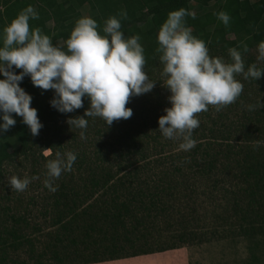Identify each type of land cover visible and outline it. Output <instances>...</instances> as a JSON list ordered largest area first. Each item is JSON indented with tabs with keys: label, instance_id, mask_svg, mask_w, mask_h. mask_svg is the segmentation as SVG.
<instances>
[{
	"label": "trees",
	"instance_id": "16d2710c",
	"mask_svg": "<svg viewBox=\"0 0 264 264\" xmlns=\"http://www.w3.org/2000/svg\"><path fill=\"white\" fill-rule=\"evenodd\" d=\"M28 6H31L38 14V19H30L28 21L30 31L39 28L43 35L50 38L53 46L62 50H66L65 41L78 19L84 17L92 18L97 23L98 34L104 35L103 28L105 21L109 17H116L120 20V30L125 38H130L134 35L140 37L139 43L144 49V72L159 68L163 69V65L159 59L161 53L156 51L159 47L157 42L158 30L170 12L181 8L186 11L190 10L189 15L184 17V24L191 29V34L194 37L204 41L209 56L219 57L225 63H231L232 61L228 50L235 48L241 54L245 72L250 65H254L255 63L251 51L259 49V44L264 42V0H149L146 4L143 3V0H84L81 6L78 5V0H0V46L3 43V29L16 18L18 13ZM193 6L196 11L192 10ZM218 7L221 9L220 12H226L230 17L227 25H224L216 16L215 11ZM82 11L85 14L89 12H94V14L83 16ZM121 11L127 13L126 18L119 15ZM254 35L259 37L260 40L258 42L254 41ZM260 62L264 66V59H261ZM19 72V69L14 70V74H19ZM241 77L245 79L243 73L235 74L237 81ZM2 78L0 77V79ZM19 86L24 91L27 88L30 92V96L32 97L30 107L37 110L38 119L43 125L39 133L42 131L47 135L51 131L52 136L57 137L55 138L56 144L63 141V131L60 128V124L65 123L68 118H74L76 116L83 117L84 111L89 108V101L84 97L82 98L83 107L81 109L74 110L68 114H60L50 107L49 102L53 98V90L45 91L34 87L27 76L23 78ZM233 103H235L234 107L238 106L236 101ZM166 104L167 102H164L163 107H170V105ZM229 105L223 106L221 109L226 111ZM160 113L161 116L165 114L163 110ZM202 113L206 114L205 111H202ZM246 113H248L247 120H251V111L249 110ZM255 114L256 118L254 120L260 115L264 116V111L255 110ZM12 115L16 120V124L0 136V173L6 162L26 153L30 149L32 139H37L39 135L33 137L28 127L21 122L22 118L15 116V114ZM210 115L212 114L207 113L208 119H211ZM254 120L249 123L243 122L242 130H238L239 128H235L234 125L233 127L231 125L230 127L232 128H229L230 130L233 129L234 132L236 130L241 133L240 136L246 143L251 144L254 141L257 142L255 144L245 145V158L242 159L244 167L239 172V179H237V181L241 180V182L239 181L237 183L239 184L237 187L240 188L238 197L235 192L228 191V194L230 193L232 195L228 218L236 219V223L231 228L235 231L230 235H223L218 231H214L210 235V233H201L192 229L188 224V219L184 215H180V222L176 226L172 224L167 216L171 207L165 205L163 195H165L166 199L177 200L180 195L177 196L174 194L173 190L178 194H194L192 189L196 190L194 187L197 181H192L195 178L190 182L185 180L182 174L183 169L189 172L193 171L194 177L196 178L198 176L206 178L213 177L218 166V151L216 147L219 144H224V142L229 141L227 139L229 138V132L226 131V135L225 132H221V130L215 127L216 124L213 121L207 120L211 121L209 127H206V123L193 130L192 138L196 141V145L191 150H180L179 143L181 141L173 140L172 143L176 144L174 147L167 144L171 148L170 151H164V146H161L162 154L165 152L169 154L168 156H163L159 152L158 157L156 155L153 157L149 154L150 150H147L148 148L144 149L142 143L129 133L132 130V126H138L134 123L132 116L127 120L114 121L111 126H106L105 121L100 118L97 122L101 124V127H98L95 134L98 138L99 147L97 154H102L105 159H101L103 161L107 160V163L116 162L114 171L110 170L102 174L103 184L101 187L109 186L110 184L109 189L114 187L116 191L119 188H123L124 185H127L130 189H133V186L138 187L134 191L133 196H129L128 201L142 199L143 205L145 204L143 199L149 197L148 204L144 205L142 210L148 212L153 209L156 214L158 213L159 216L166 218L167 227L161 232H165L168 235L164 241H160V238H155V240L149 234L151 230L148 229L147 232H144L146 228L142 225L143 221H139V219L134 220L135 217L133 216H136V211L133 210L134 207L129 202L126 205L112 206L113 212L111 213V217L113 219L107 218L110 212L107 213L105 207L101 209L100 216L102 217H96V215H92L86 209H83L80 217L81 214L90 216V223L74 226L70 222L63 223L58 221L62 233H66L65 238L67 244L76 246V241L79 240L76 237H72L70 233H74L75 231L81 232L80 244L83 249H77L76 254L73 252V255L77 256L76 258H81V261L76 262V258L69 259L70 254L63 255L52 251V255L57 263H97L160 253L227 238L263 234L264 124L261 129L254 128V124H259V121L254 122ZM120 121H127L131 126L121 129L119 127L124 126L125 123L120 125ZM51 127H53V130L49 129ZM110 127H113L112 130L109 129ZM116 128L121 130L115 132L114 130ZM111 133H117V136H110ZM254 135L258 137L254 138ZM103 137H107V140L104 142L102 141ZM108 138H114L113 143L108 142ZM53 140L48 138L46 148H51L52 150V146L54 145ZM81 156L79 158L76 157V160L78 161V166L82 167V165L87 164L86 161L88 159H85V155L83 154ZM117 162L119 164L123 163V165H117ZM167 164L172 167L171 173L165 171L167 167L164 166H167ZM147 172H149V175H147ZM172 173L176 177L174 176L175 178L170 183L169 180L172 178ZM152 175H157L153 182L162 186L160 188L161 194L157 193L155 197L149 191L145 195V188H143V186L147 187L150 184ZM182 180H185V182ZM211 182H213L211 190L207 188L205 193L209 190L212 195L217 193L216 189L220 182L218 178L212 179ZM91 186L96 188L99 184L93 179ZM192 186L193 188H191ZM171 190L172 195L171 193L168 195L167 192H171ZM64 192L61 194H63L66 200L69 194L72 197H77V193L74 190L67 192L68 194ZM219 192L223 191L221 190ZM67 211H70V209L67 208ZM122 214L125 215V219L130 216L127 221H124ZM73 216L78 217L79 215L75 214L71 217ZM103 217L107 219L105 221L106 226H95L98 224L95 221L99 218L102 220ZM130 220H134L131 222H133L132 224H136L132 225V229L127 230L124 224ZM227 222L230 224L229 220L225 224H228ZM118 227L125 230L124 233L122 232V235H120ZM139 227L144 228L143 232H136ZM1 228L3 233L12 237L15 236L13 234L15 231L10 232L6 226H2ZM94 231L99 233L97 238L92 235ZM18 238L15 237L10 243L3 241L0 249L14 247L18 243ZM140 240L143 241L142 245H137ZM58 242L63 243L64 241L58 237ZM124 244H128V246L126 247ZM84 251L90 252L87 259L83 254H80L84 253ZM66 259L67 261L64 262Z\"/></svg>",
	"mask_w": 264,
	"mask_h": 264
},
{
	"label": "rangeland",
	"instance_id": "374dc122",
	"mask_svg": "<svg viewBox=\"0 0 264 264\" xmlns=\"http://www.w3.org/2000/svg\"><path fill=\"white\" fill-rule=\"evenodd\" d=\"M83 2L84 0H78V5H83ZM148 2L149 0H143L144 4ZM192 10L196 11L194 6ZM220 10L218 7L215 14L219 13ZM186 12L189 13L190 10ZM82 13L83 16L94 14V12L85 14L84 11ZM253 37L256 42L260 40L257 35ZM251 53L254 56L256 68L264 70V66L259 58L261 55L259 49H255ZM162 71V68L151 71L147 70L145 73L149 80L156 83L154 88L149 93L136 96V99L135 97H130L126 105V107L132 110L133 121L138 125L132 126V130L129 133L142 143L144 149L148 148L147 150H150L149 154L153 157L154 155L158 157V153L161 152V146H164V151H170L171 148L167 144L172 147L176 145L172 143L173 140L165 139L159 132H155L158 129L157 121L161 117L160 112L165 109L163 107L164 102H167L166 105H170L167 99L170 93L165 88L166 78L162 76ZM239 82L243 85V90L235 100L238 103L237 107H234L235 103H231L226 111L223 109L217 111L216 107L209 105L208 110L205 111L206 114L202 112L195 114V118L199 120L200 127L206 123V127H209L210 122L213 121L216 124L215 127L221 130V132H225L226 134V131H228L229 138L227 139L229 141L216 147L218 151V166L213 177L198 176L196 178L193 171L189 172L183 169L182 174L185 180L190 182L195 178L192 181H197L194 187L196 190L192 189L194 194H178L173 190L174 194L180 195L177 200L166 199L165 195H163L165 205L171 207L167 216L175 226L180 222V215H184L188 219V224L191 228L201 233H210L211 235L214 231H218L220 234L230 235L235 231L231 228L236 223V219L228 218L232 201V195L228 194V191L235 192L237 197L239 195L238 191L240 188L237 187L239 186L237 183L241 182V180L237 181V179H239V172L244 167L242 159L245 158V145L248 143L240 136L241 133L236 130L234 132L233 129L230 130L229 128H232L234 125L235 128H239L238 130H242L243 122L249 123L256 118L255 110L264 111V108H260L258 103L264 104V75L257 81L252 78L243 79L241 77ZM25 92L30 95L27 88H25ZM249 110L251 111V120H247L248 113L246 112ZM207 113L212 114L210 115L211 119H208ZM86 119L88 120V126L83 130L86 137L84 140L80 139V129L69 126L66 122L61 123L60 128L63 131V141L61 143L56 144L55 138L57 137L52 136L51 131L47 135L41 131L37 139H32L30 149L26 153L14 157L13 160L4 164L0 173V231L2 230V226H6L10 232L15 231L13 233L15 236H9L1 231L0 245H2L3 241L10 243L15 237L20 238H18V243L14 247L0 249V264H58L52 255V251L63 255L70 254L69 259H75L77 256L73 255V252L76 254L77 249H83L80 244L81 232L75 231L74 233H70L72 237H76L79 240L76 241V246L67 244L66 233H62L58 221L63 223L70 222L74 226L90 223V216L81 214L80 217L83 209H86L92 215H96V217H102L100 216L101 209L105 207V211L107 213L110 212L107 218L113 219L111 217V213L113 212L112 206L126 205L129 202L134 207L133 210L136 211V216H133L135 217L134 220L139 219V221H143L142 225L146 228L144 232H147L148 229L151 230L149 234L154 239L160 238V241H164L168 235L165 232H161L167 227L166 218L159 216L158 213L156 214L153 209L148 212L142 210L143 206L148 204L149 197L143 199L145 203L143 205L142 199L128 201L129 196H133L134 191L138 187L133 186V189H130L127 185H124L123 188H119L117 191L114 187L109 189L110 184L109 186L101 187L103 184L102 174L110 170L114 171L116 162L107 163V160H102L105 159L102 154H97L99 147L98 138L95 134L98 127H101V124L97 122L100 117H86ZM255 121H259V124H254V128L261 129L264 124V116L260 115ZM119 123L120 125L125 123L124 126L119 127L121 129L131 126L127 121H120ZM231 125L232 127H230ZM112 128L110 127L109 129L112 130ZM119 128H116L114 131L119 132L121 130ZM49 129L53 130V127ZM110 136H117V133H111ZM255 137L258 136L254 135ZM48 138L54 139L51 155H45L43 151L48 149L46 148ZM106 138L103 137L102 141H106ZM113 141L114 138H108V142L113 143ZM255 143L257 142L254 141L251 144ZM69 151L75 153L77 158L82 157V154L85 155V159H88L86 161L87 164L81 167L78 166V161L75 160L72 170L70 172H62L60 177L53 182V187H56L57 190L55 192L49 191L48 188L44 187L43 183L46 178V162L49 159H54L56 152L63 154ZM162 155L168 156L169 154L163 152ZM117 165H123V163L119 164L117 162ZM164 167H167L166 172H172V167L168 164ZM147 175H149V172H147ZM157 175H152L150 184L147 187L143 186L145 188V195L148 191L154 194V197L157 193L161 194L160 188L162 186L153 182ZM12 176L20 178L38 176L39 179L32 180L27 189L17 192L11 189L8 184V180ZM174 176L175 174L172 173V178L169 180L170 183L176 177ZM214 178H218L220 183L216 189L217 193L211 195L209 190L212 188L213 182L211 181ZM93 179L99 184L96 188L91 186ZM185 180L182 181L185 182ZM207 188L209 190L205 193ZM71 190L77 193V197H72L69 194L67 200L64 199L61 193L65 191L64 193L68 194L67 192ZM221 190L223 192H219ZM170 193L172 195V190L171 192H167L168 195ZM67 208L70 211H67ZM75 214L79 216L71 217ZM122 216L124 221H127L130 217L125 219V215L122 214ZM106 220V217H103L102 220L99 218L95 221L98 223L95 226L100 227L101 225L105 227ZM134 220H130L128 223L125 222L124 226L127 230L132 229V225L136 224H132L133 222L131 221ZM227 220H229L230 224L228 222V224H225ZM118 228L120 235H122V232L124 233L125 230L120 227ZM144 228L139 227L138 230L136 229V232H143ZM104 229L106 230V228ZM92 235L97 238L99 233L94 231ZM58 237L64 242H58ZM142 242L140 240L137 245H142ZM150 243L152 244V242ZM124 246L127 247L128 244H124ZM189 247L187 253L190 264H264V233L246 237L227 238L191 245ZM181 253L183 252L172 251V260L182 259L184 253L183 255ZM80 254H83L87 259L90 252L84 251V253ZM80 259V257L76 258V262L81 261ZM66 261L67 259L64 260V262Z\"/></svg>",
	"mask_w": 264,
	"mask_h": 264
},
{
	"label": "clouds",
	"instance_id": "9594fccd",
	"mask_svg": "<svg viewBox=\"0 0 264 264\" xmlns=\"http://www.w3.org/2000/svg\"><path fill=\"white\" fill-rule=\"evenodd\" d=\"M121 17L127 13L121 11ZM189 15L185 9L170 12L158 30L157 52L163 65L162 76L170 95V107L158 118L159 132L165 139L179 140V149L191 150L196 145L193 130L199 127L195 114L207 111L208 106H227L240 96L243 85L235 74L244 78L259 80L264 70L250 65L245 72L240 52L229 49L231 63L219 57H210L204 41L191 34L184 24ZM224 24L230 17L226 12L216 14ZM38 19L31 6L23 9L3 29V43L0 46V136L16 124L12 114L22 118V123L35 137L43 127L37 110L30 107L32 97L19 85L27 76L31 84L41 90H53L50 107L60 114L72 113L83 107L82 98L89 101V108L83 117L68 118L69 126L80 129L84 140L88 126L86 117H100L106 126L114 121L127 120L132 110L126 105L130 97L149 93L155 82L144 72V49L140 37L125 38L121 32L120 20L109 17L103 28L104 35L98 34L97 23L90 17L78 19L65 41L66 50L53 46L52 41L39 28L30 31L28 21ZM260 58L264 59V42L259 44ZM19 69V74L14 70ZM260 108L264 104L260 102ZM251 108V106H249ZM51 155V148L43 150ZM76 160L75 153L56 152L54 159L46 162L44 187L55 192L53 182L62 172H70ZM25 176H12L9 187L17 192L27 189L32 180Z\"/></svg>",
	"mask_w": 264,
	"mask_h": 264
},
{
	"label": "crops",
	"instance_id": "0c3cea01",
	"mask_svg": "<svg viewBox=\"0 0 264 264\" xmlns=\"http://www.w3.org/2000/svg\"><path fill=\"white\" fill-rule=\"evenodd\" d=\"M188 248L190 247L186 246L179 249L169 250L160 253L139 255L136 257H128V258L103 261L97 263H89V264H190V259L187 253ZM172 251L183 252L184 256L182 257V259L179 258L178 260L177 259L172 260ZM183 253H181V255H183Z\"/></svg>",
	"mask_w": 264,
	"mask_h": 264
}]
</instances>
